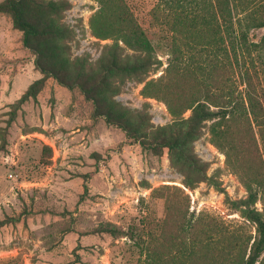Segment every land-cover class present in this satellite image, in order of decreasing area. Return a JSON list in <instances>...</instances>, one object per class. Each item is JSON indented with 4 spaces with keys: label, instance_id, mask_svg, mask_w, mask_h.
<instances>
[{
    "label": "rangeland",
    "instance_id": "obj_1",
    "mask_svg": "<svg viewBox=\"0 0 264 264\" xmlns=\"http://www.w3.org/2000/svg\"><path fill=\"white\" fill-rule=\"evenodd\" d=\"M38 1L58 7L51 14L61 32L50 39L54 63L71 76L86 74L90 84L97 81V95L124 127L94 117V103L79 87L42 73L23 33L0 13V264H146L145 245L160 242L165 197L174 187L189 196L195 218L211 224L203 236L208 247L202 245L196 264L204 258L226 264L252 238L250 252L258 231L243 212L248 191L212 142V121L204 123L191 149L222 188L196 182L197 174L188 186L179 155L130 139L125 130L155 142L179 133L191 111L172 115L162 100L143 93L144 80L109 69L116 56L133 61L143 54L94 35L91 18L100 0ZM124 1L153 45L154 70L146 80L157 79L170 60V9L162 0ZM262 35L264 28L249 37L259 41ZM195 54L193 59H202L200 51ZM248 59L264 93V51ZM255 207L264 215L262 202ZM131 225L135 239L129 237ZM225 247L230 256L220 252ZM179 260L187 263V254ZM259 261L264 264V250Z\"/></svg>",
    "mask_w": 264,
    "mask_h": 264
},
{
    "label": "trees",
    "instance_id": "obj_2",
    "mask_svg": "<svg viewBox=\"0 0 264 264\" xmlns=\"http://www.w3.org/2000/svg\"><path fill=\"white\" fill-rule=\"evenodd\" d=\"M100 1V11L91 18L94 35L114 39L116 48L122 41L143 54L133 61H119L116 56L109 69H120L144 80L143 93L162 100L172 115L182 118L186 111H191L188 118L181 119L184 127L179 133L147 142L138 140L126 129L128 138L151 148L169 147L183 159L188 186L194 185L192 174H197L196 182L207 180L221 189L218 181L206 175V169L191 149L204 123L212 121V142L224 152L228 165L248 191V197L241 200V204L245 216L257 225L258 231L250 252L252 238L240 244V253L226 264H262L259 258L264 250V215L255 203L264 204V93L259 91L260 75L257 70H251L248 58L264 51V35L259 41L249 37L251 30L264 28V0H162L170 9L167 8L166 15L172 31L170 60L164 73L150 80L146 78L154 70L155 62L148 33L124 0ZM57 9L56 5L38 0L0 2V13L9 14L14 27L23 33V44L37 55L36 65L40 71L69 88L79 87L85 98L94 103V117H104L108 123L124 127L122 119L97 95V81L90 84L86 74L71 76L54 63L50 39L61 32L51 14ZM199 51L202 59H193ZM174 188V192L165 197L160 242L150 241L145 245L146 264H196L202 245L208 247L203 236L211 224L205 223L203 216L195 218V213L189 209V196L183 189ZM158 191L155 189L153 194ZM135 228L129 227L131 239H135ZM220 252L225 257L231 255L227 247ZM179 254H187L188 262L182 263ZM201 264L215 262L204 258Z\"/></svg>",
    "mask_w": 264,
    "mask_h": 264
}]
</instances>
